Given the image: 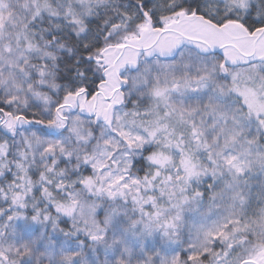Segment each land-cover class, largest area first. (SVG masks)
<instances>
[{"label":"snow or ice","instance_id":"6c2138e0","mask_svg":"<svg viewBox=\"0 0 264 264\" xmlns=\"http://www.w3.org/2000/svg\"><path fill=\"white\" fill-rule=\"evenodd\" d=\"M0 264H264V0H0Z\"/></svg>","mask_w":264,"mask_h":264}]
</instances>
